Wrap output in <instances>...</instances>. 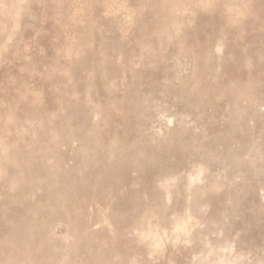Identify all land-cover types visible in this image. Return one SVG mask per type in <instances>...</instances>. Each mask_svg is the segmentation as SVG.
Wrapping results in <instances>:
<instances>
[{
  "label": "rangeland",
  "instance_id": "obj_1",
  "mask_svg": "<svg viewBox=\"0 0 264 264\" xmlns=\"http://www.w3.org/2000/svg\"><path fill=\"white\" fill-rule=\"evenodd\" d=\"M0 264H264V0H0Z\"/></svg>",
  "mask_w": 264,
  "mask_h": 264
}]
</instances>
